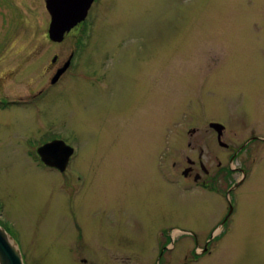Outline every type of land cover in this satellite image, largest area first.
<instances>
[{"label":"rangeland","instance_id":"rangeland-1","mask_svg":"<svg viewBox=\"0 0 264 264\" xmlns=\"http://www.w3.org/2000/svg\"><path fill=\"white\" fill-rule=\"evenodd\" d=\"M38 9L22 26L1 20L0 72L14 70L8 92L41 86L53 55L63 60L76 44L52 42ZM93 10L80 65L36 105L0 109L1 221L29 253L24 263L72 264L78 228L109 244L142 239L129 248L137 264H155L164 228L177 259L194 246L188 231L203 247L230 203L212 254L194 264H264V144L240 155L249 166L230 192L195 188L181 170L200 145L204 159L226 155L211 120L226 124L232 151L264 133V0H101ZM37 108L79 148L69 166L82 176L78 188L36 158Z\"/></svg>","mask_w":264,"mask_h":264},{"label":"flooded vegetation","instance_id":"flooded-vegetation-1","mask_svg":"<svg viewBox=\"0 0 264 264\" xmlns=\"http://www.w3.org/2000/svg\"><path fill=\"white\" fill-rule=\"evenodd\" d=\"M85 1L86 0H75L77 4H68V11L66 12V14L64 13V18L67 19L69 15H73L74 13L78 15L80 11L79 7L82 5V3H85ZM100 3L101 0H92L85 16L78 19L77 24L74 25L66 33V35L61 41H55L52 40L50 37V27L53 17L57 15V10L54 8V12H52L48 8V0H0V24L2 23L1 20H6L7 22L20 23V26H22L21 23H23V21L25 22V20L26 22L27 20L30 22L33 21V18L37 17L36 13L39 11L38 7L40 5H43L45 12L49 16V19H47V36L52 40V42L60 43L68 38L76 39L75 46L70 48V53L65 57V59L61 60L58 54L53 55L51 59L53 63V68L50 69L51 72H49V75L47 77L43 75V83L38 88L20 90V92H8L4 89L6 88V86L4 85L6 82H8V78L12 76V71L14 70L9 69L0 72V85H2V89H0V109L11 110L13 106H15L14 108L19 109L20 106H26L31 103H33V105H36V103L40 101V99H43L48 94L51 88L57 86L58 84H61L64 79L70 75V70L73 66L80 65L81 60H83V45L85 43L84 39L86 38V36L89 35V30L88 34L86 33L87 25L89 26V23L93 22V9H97ZM77 5L79 7H77ZM62 16L63 14H61V17ZM0 33H2L1 26ZM18 75L19 74H17L16 77ZM26 91L28 92L26 93ZM43 113L44 112L40 111V108L36 109V115L38 116L40 123L39 130H35V132L43 138V141L37 147V155L35 156L43 165L50 168H54L62 172V174H66L68 178H70L74 182L73 187L76 185L75 188H78L76 180H80L82 176L74 169H71L69 166L72 159L78 155L79 148L75 144L69 143L64 138V136H59L61 132L57 134L55 132V129L50 127V124H47L45 122ZM209 125V130H212V132H214L217 136L218 146L227 153L224 158L220 155V153L222 154V152H216L215 154H213V157L211 159H204L205 157H207V152L200 145L198 148L199 154L197 156V160L186 156V161L189 165L184 166L181 169L183 180L186 183L191 184L193 187L198 188L200 190L202 189L220 192L224 188H230V192L233 188L237 187L244 180V177L242 179L234 178L236 172L244 174V167L249 166L248 160L246 158L241 160L239 159L240 155L244 153V151H246V155L248 157L251 156V152L249 153V150L251 151L252 149L251 144L256 141L264 144V133H261L260 135L253 134L249 136L248 139H246L243 143L238 144L235 150L232 151L231 143L229 141L226 142L223 140L224 133L225 131L227 132L226 124L218 120H211L209 121ZM186 132L188 134H196L197 127H189ZM57 140H62L64 143H66V145L68 146L62 144L63 147H65L66 149H69L68 147H71L72 149L67 165L63 170H61L56 165L46 163L42 159V156L39 152L40 147ZM191 145L192 144L189 143V146ZM63 147L52 150L50 152L51 155L61 160L59 157L63 154V151L61 150L63 149ZM167 158L168 156H165L164 164ZM167 160L166 165L164 166L165 169L164 171L162 170V173L164 175L169 174V163L167 162ZM172 166V170L175 171L177 162L173 161ZM68 171L69 174H67ZM68 178L66 179L64 176L65 180H68ZM71 201L72 205V203L75 202L74 197H72ZM232 213L233 209L231 208V204L229 203L227 208V214L215 224L214 228L210 231V236L205 239V245L203 247L199 244L198 236L188 231V234L193 240L194 246H188L187 252L182 257L179 256L177 259L169 258V250L171 244L167 231L162 228L156 234V244L154 246L157 256L155 259V264H194L199 260L204 259L206 256L211 255L212 251L209 248V244L219 236L217 235L216 237H212V235H216L218 232H220L219 226H225L228 224V222L231 220L230 218L232 216ZM1 214L2 208L0 205V224L4 226L7 231H9L11 235L18 241L23 260L25 261L29 258V253L25 252L23 245L12 234L10 228L2 223ZM76 214L77 213H75L74 216ZM69 241L70 243L67 245V247L70 252L69 257L72 259V264H137L136 260L134 259V256H132L131 254L133 250H130L129 248L141 243L142 239H140L139 242L132 238H128L124 239L123 241L116 240L114 244H109L110 240H101L98 238H84L83 231L81 230V228H78L77 233L74 234V238L70 239ZM121 251H123V254H120ZM151 256L152 255L150 254V257ZM120 260H122L124 263H122ZM141 264H144V262Z\"/></svg>","mask_w":264,"mask_h":264},{"label":"water","instance_id":"water-1","mask_svg":"<svg viewBox=\"0 0 264 264\" xmlns=\"http://www.w3.org/2000/svg\"><path fill=\"white\" fill-rule=\"evenodd\" d=\"M87 2V3H86ZM92 0H86L85 3L79 7V14L69 15L67 19L64 18L66 12L68 11V4L75 5L77 2L75 0H48V8L54 12V8L57 10V15L53 17L50 27V37L52 40L61 41L66 33L77 24L78 19L85 16L87 9L89 8ZM67 4V5H66ZM62 12V13H61ZM65 13V14H64ZM61 14L63 16L61 17ZM63 141L57 140L48 143L40 147L39 152L42 159L51 165H56L61 170L65 169L71 151L63 147ZM62 156L57 159L55 156L51 155V151L57 148H62ZM0 264H25L21 250L17 241L0 225Z\"/></svg>","mask_w":264,"mask_h":264}]
</instances>
